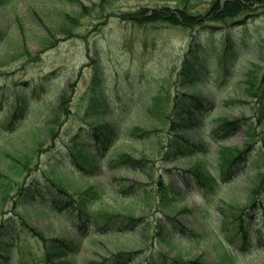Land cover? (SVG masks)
Listing matches in <instances>:
<instances>
[{
  "label": "trees",
  "instance_id": "obj_1",
  "mask_svg": "<svg viewBox=\"0 0 264 264\" xmlns=\"http://www.w3.org/2000/svg\"><path fill=\"white\" fill-rule=\"evenodd\" d=\"M66 1L77 2V0ZM203 1L179 0L174 7L167 5H155L152 8L139 7L136 11L122 13L120 17L139 27L162 23L180 26L186 30L200 27L201 30L212 34L215 25L222 24L227 27H235L243 24L248 17L264 14V0H207V8L198 9L197 6ZM3 2H8V0H0V3ZM112 8V0H98L90 6L80 4L77 11L61 12L52 27L40 25L42 35H35L34 33L32 37L36 41V45L41 47L42 50L50 48L54 45L53 41L56 36L76 37L78 35L77 30L82 27L84 20L87 18L94 20L105 18ZM21 38L18 36V45L11 42L6 31L0 27V44L9 42V44L14 43L12 45L17 46V49L13 52L0 53V67L17 58H23L24 62L35 59L36 54H32L27 46V43L30 44L32 41L27 42L25 35ZM231 41L232 37L228 34L223 36L218 47L207 46L202 37H199L198 42L190 41L185 58L176 73L175 86L177 90L175 95L170 99L169 94L159 92L150 106L144 107L145 114L153 118L155 124L160 125V129L156 130L158 134L155 135L158 143L155 155H159L163 162L167 160L180 162L184 158L186 160L184 169L186 183L191 188H202L212 193L218 190L219 183L202 160L205 144L201 141L199 135L207 132L211 139L217 142V137L221 134H233L239 130L241 125L245 126L246 119H231L222 115L215 119L218 122L217 126L208 131L206 126L208 125L207 105L209 102L208 97L200 92L199 86H204L206 82L210 84L207 88L211 90L214 84L217 83V77L213 78V83H211L210 78L205 76L204 72L208 68V59L214 56L220 66L217 67L225 70L223 63L230 57L228 49H230ZM19 42L22 44H19ZM259 45L262 66L257 65V70L249 72L244 91L245 94L255 96L260 102H264V40ZM212 48L217 49L216 53H213ZM218 70L216 73L219 72ZM101 81L98 72L94 71L90 95L84 101L86 106L81 110L84 116L80 120L90 126L91 133L85 132L82 135L78 133L77 137H73L65 143L66 155L64 153L57 155L59 157L65 155L79 171L68 168L60 162H50L49 169L41 171V178L34 176L28 182L25 180L31 172H34L36 155L42 143L56 137L58 128L63 122L62 118L69 114L74 84L67 85L65 90L54 95V102L49 110L44 112L43 120L37 117L29 122L31 124L30 130L24 131V133L25 136H28L27 138L31 142L30 145H24L19 150L14 148H12V151L5 150V142H20V140H23L21 134L16 136L17 139L3 141V147L0 145V264H80L77 260L78 246L75 245L73 237L71 240H66L63 237V231L59 230L55 237L48 239L43 232L35 229L30 224L31 216H36L39 208L45 209L50 215L55 209H61L64 216L59 215V218L74 222L83 234L85 229L89 227L94 228L97 237H113L125 230L124 233H119L118 236L122 234L132 241V247H129V245L127 247L119 246L118 248L115 245L116 252L110 254L108 258L84 260L81 264H212L206 262L199 255L183 263L182 255L177 252L173 259L167 258V254L162 253L157 256L146 257L144 263L139 261L140 251L134 250L133 240H135V244H142L143 241L145 242L147 235L156 232V236L165 244L169 252V248L172 247V238L176 237V234L185 236L177 224L170 223V219L166 218L176 209L173 205L175 197H173L172 186H167L161 180L156 183L158 194L154 201L158 210L164 215L165 220L156 217L154 229L150 228V223L144 222L130 209L120 211L119 209L111 210L104 207H94L92 198L94 196L96 198L98 192L92 186H88L83 190H75V194L69 192L68 186H73L75 179L84 177L81 172H84V174L91 172V169L101 163L102 153L111 147L116 137V131L110 124H94L89 121L91 116L96 119L98 111L109 108L106 98L103 97ZM20 84L14 86L13 97H10V89L0 87V108L6 106L5 113H3V118L0 121V138L11 137L25 129L22 122L27 111L28 95L25 92L28 84ZM210 100L213 101L214 99L210 98ZM257 116L258 119H264L263 105ZM246 129L247 139L242 144V148H223L218 152L219 167L230 168L246 160L248 153L252 150V141L254 140L251 127ZM4 131H8V134L2 135L1 132ZM79 131L81 132V129ZM190 131L193 133L192 136L188 135ZM131 133L134 137L145 138L150 134V131L144 127L135 126ZM115 156L114 159H111V164L117 163L125 166H135L138 169L143 168L145 161L143 158L136 159L132 154L125 152H120ZM145 173L150 180V185L146 186L144 190L145 192H151V182L154 179L150 171ZM67 174H71L72 180L67 177ZM132 188V186L123 188L122 193H132ZM263 189L264 176L259 174L258 180L248 189V206L242 209L234 206V204L227 206L230 209L229 218H231V225L234 228V234L232 232L231 237L227 239L233 246L232 251L235 249L236 238L242 254L253 247L251 240L247 237L248 234H252L248 224L256 211L255 202L257 197ZM122 198L136 200V197ZM146 206L149 207L150 203H146ZM219 210L222 211L223 209L220 208ZM5 214L8 216H5ZM134 228H140L139 236L133 233ZM22 230L24 233L19 238V232ZM262 231H264V227L257 234L260 236ZM165 233L169 239L164 237ZM236 233L238 235L235 238L232 237ZM232 258L239 257L237 254L234 257L227 255V258H224L225 260L222 259L217 264H225L227 261L232 263ZM243 258L242 256L241 259Z\"/></svg>",
  "mask_w": 264,
  "mask_h": 264
},
{
  "label": "rangeland",
  "instance_id": "obj_2",
  "mask_svg": "<svg viewBox=\"0 0 264 264\" xmlns=\"http://www.w3.org/2000/svg\"><path fill=\"white\" fill-rule=\"evenodd\" d=\"M98 0H77V2H68L66 0H8V2L0 3V27L6 31L11 42L18 43V36L21 38L26 36L27 46L32 54H37V60L33 62H24L23 58H17L9 64L0 68V87L8 89L14 88L15 85L28 84L26 94L29 96L27 104V115L23 121L25 130L18 132L13 136L22 135L20 142H5V150H19L24 145H30L28 136H25L24 131L30 130V120L36 117L43 118L44 110L54 94L63 90L69 82L74 81V97L71 105V114L66 122L69 125L68 130L60 133V137H56L52 141L46 140L42 144L40 152L37 153V166L34 172H31L25 178L26 182L32 179L33 176L41 178V171H47L49 162L56 156L57 153L64 151L65 143L82 128L83 112L81 109L86 106L85 100L91 91V77L96 71L103 79V90L105 96L109 98V107L121 119H125V115H130L131 120L123 124V134L118 138L115 147L110 150L109 155L104 159L102 170L101 168L94 173V176L76 180L74 189L83 190L88 185L94 186L100 190L103 200H95V205L111 210L130 209L137 216H141L145 222L150 223V228L154 229V221L156 216L163 219L161 214L156 213L157 208L148 207L141 201L137 203L129 202L128 200H117V188L119 183L128 182H146L143 173L136 168L126 169L122 166L110 165L107 166L109 159L113 158L120 152L132 154L136 159L143 158L145 161V170L148 166L152 172L157 175L158 172L163 173L165 179L169 172H172L173 177L167 178L168 181L175 182L181 179L180 171L172 169L177 167L174 163L163 164L164 162L155 155V150L158 148L156 130L160 129V125L152 120L153 118L138 119L133 113L134 107L140 103L148 104L151 98L161 90L165 94L172 95L175 92L174 78L176 68L178 67L188 41L193 38L202 37L207 46H218L221 41L225 28L215 31V34H207L201 29L184 30L180 27H171L165 24L148 25L147 27H134L132 22L121 20L118 14L125 11H134L138 7H154V5H168L174 7L177 4L176 0H112L113 8L109 12L114 13L108 16L107 19L102 18L93 20L87 18L83 21L82 27L78 33L87 35L88 43H85L80 38H66L56 36L54 41L55 46L42 50L36 45V41L32 37L35 33L42 35L40 25L52 27L61 12H70L78 10L80 4L90 6ZM208 6V1L204 0L198 7L205 9ZM116 14V15H115ZM94 24L97 31H94ZM51 29V28H50ZM218 29V28H217ZM90 30V33H88ZM92 31V32H91ZM233 38L232 41V62L223 63L224 67L228 68L232 77L228 80L224 75L218 80L219 89H217V101L219 107L213 112V117L217 115H226L231 119L240 117L247 118L249 123H252V131L256 138L254 146L259 149V155H254L247 160L240 171L228 183V186H222L217 195H205L192 192L179 193L177 195L178 209L170 216L175 217V222L187 232H184L185 238H173L171 240V248L167 254L170 258L175 256V253L182 255V260L192 259L193 257L202 255L209 262H217L221 259L222 253L219 244L224 234L231 228L229 218L225 223H221V216L217 212L215 206L218 205L217 199H223L228 203H238L244 207L246 202V193L251 188L255 179L256 171L264 173V121L258 122L256 114L258 109L262 108L263 103L259 102L257 97H243L242 92L245 88L244 82L247 80V71L253 70L255 65H259L258 45L264 38V15L249 19V21L237 28L228 29ZM32 37V38H31ZM22 39V38H21ZM9 42L0 44V53L5 51L13 52L17 46H13ZM19 44H22L19 42ZM18 45V44H17ZM216 53V52H215ZM209 59L208 73L212 78H215L219 71L215 67V60ZM21 64H25L22 66ZM213 69V72L211 69ZM216 69L219 71L216 73ZM78 72L80 74H78ZM222 74V73H221ZM219 74V75H221ZM218 75V76H219ZM174 81V82H173ZM201 91L205 93L206 88L202 87ZM31 95V96H30ZM229 99L234 102L227 105H222L223 102H228ZM130 103V106L120 107L124 103ZM50 106V105H49ZM0 110V120L2 115ZM142 107H137L136 111L139 114ZM108 120L114 123L110 113L98 115V118H92L94 123L101 120ZM102 120V121H103ZM107 121V122H108ZM145 127L150 131L146 138H132L127 135L128 127L130 130L137 124ZM141 122V123H140ZM85 127V126H84ZM210 127V125L208 126ZM71 131L73 134L68 135ZM7 132H2L6 134ZM163 134V133H162ZM31 137V136H29ZM5 138H0L2 146ZM10 139V138H9ZM17 139V138H14ZM245 139L243 130L239 131L233 138L224 142V146L232 147L240 145ZM31 140V139H30ZM205 141L209 139L204 138ZM3 147V146H2ZM218 150L216 144L211 145L207 149V160L215 158V151ZM185 163L182 164V167ZM169 171V172H168ZM159 175V174H158ZM232 176V175H231ZM114 180L112 183L110 180ZM70 188V192L75 190ZM141 193L142 190H139ZM264 193V192H263ZM136 194H139L136 191ZM264 194H261V197ZM149 200V197L147 196ZM212 199L214 204H210L208 213H206V202ZM233 205V204H232ZM262 205V204H261ZM9 209V208H8ZM147 211L148 214L143 215L142 212ZM143 215V216H142ZM174 215V216H173ZM259 224L263 223L261 217L258 218ZM31 225L43 232L46 238H53L63 231V237L70 240L74 233L73 223L66 220L64 223L57 218V215H48L45 212L37 211L36 216H31ZM192 232V233H191ZM86 239L81 246L77 260H100V258L108 257L110 253L116 252L115 245L121 247H132L130 240L124 236L97 238L93 229L86 232ZM146 241L142 244H135L134 250H140L139 261L144 263L146 257H150L157 252H165V244L161 242L158 245L159 239L156 237V232H151ZM169 239V237H168ZM187 240L193 241L189 244ZM224 243H227L225 240ZM156 245V246H155ZM235 264H264V250L258 247L257 252L253 253L250 258L242 261L235 260Z\"/></svg>",
  "mask_w": 264,
  "mask_h": 264
}]
</instances>
